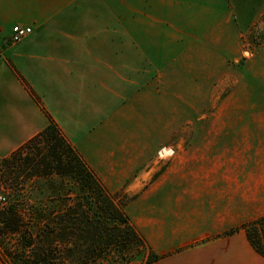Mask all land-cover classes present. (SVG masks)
<instances>
[{
    "label": "crops",
    "instance_id": "obj_1",
    "mask_svg": "<svg viewBox=\"0 0 264 264\" xmlns=\"http://www.w3.org/2000/svg\"><path fill=\"white\" fill-rule=\"evenodd\" d=\"M263 11L0 0V160L54 120L111 192L135 194L126 212L162 256L151 264H264L241 229L264 216V46L245 56ZM16 25L33 32L12 44ZM164 148L175 155L147 179Z\"/></svg>",
    "mask_w": 264,
    "mask_h": 264
},
{
    "label": "trees",
    "instance_id": "obj_2",
    "mask_svg": "<svg viewBox=\"0 0 264 264\" xmlns=\"http://www.w3.org/2000/svg\"><path fill=\"white\" fill-rule=\"evenodd\" d=\"M0 163L6 171L0 183L14 198L0 204L5 264H129L139 255L151 264L162 258L54 120ZM33 192L44 199L33 202ZM241 229L264 256V216Z\"/></svg>",
    "mask_w": 264,
    "mask_h": 264
},
{
    "label": "rangeland",
    "instance_id": "obj_3",
    "mask_svg": "<svg viewBox=\"0 0 264 264\" xmlns=\"http://www.w3.org/2000/svg\"><path fill=\"white\" fill-rule=\"evenodd\" d=\"M247 42H248V49H247V53L245 54L246 57H248L251 52L253 51L254 48H258V46H264V11L262 13V15L260 16V18L258 19V21L256 22L255 25L249 27L248 31H247ZM175 155V153H174ZM173 155V156H174ZM158 158L160 160V163L158 164L157 167H159L158 170H154L153 172H151L149 175H147V179H153L155 178L159 173H161L162 171L165 170L167 163H168V159L169 157L163 158L162 156H160V154L158 153ZM171 158V156H170ZM5 169L2 168L1 163H0V179L1 177H4V173H5ZM44 184V183H43ZM113 194H115L118 198V200L125 204V211H126V206L127 204L135 197V194L129 192L127 190V186L126 187H122L119 190H116L114 192H112ZM0 195H3L7 198V202L13 200L14 198L11 197V194L9 192H7V189L3 188V185L0 183ZM28 196V194H27ZM44 194H41L40 192H33V196H29L31 199H33V202H40V200L42 201V199H44ZM12 198V199H11ZM146 255H139L137 257V260L142 261L143 263L146 262Z\"/></svg>",
    "mask_w": 264,
    "mask_h": 264
},
{
    "label": "built area",
    "instance_id": "obj_4",
    "mask_svg": "<svg viewBox=\"0 0 264 264\" xmlns=\"http://www.w3.org/2000/svg\"><path fill=\"white\" fill-rule=\"evenodd\" d=\"M33 32V29L32 27L30 26H21V25H16L13 27V32H12V36H11V40L10 42L13 44V43H18L20 42L21 40H23L25 37H27L28 35H30L31 33ZM164 149H162L159 154L160 156H162L163 158H166V157H170V156H173L174 153H175V150L174 149H168V153H165L164 154ZM7 202V198L3 195H0V204H4Z\"/></svg>",
    "mask_w": 264,
    "mask_h": 264
},
{
    "label": "bare ground",
    "instance_id": "obj_5",
    "mask_svg": "<svg viewBox=\"0 0 264 264\" xmlns=\"http://www.w3.org/2000/svg\"><path fill=\"white\" fill-rule=\"evenodd\" d=\"M163 152H164V154H165V153H168L167 149H165Z\"/></svg>",
    "mask_w": 264,
    "mask_h": 264
}]
</instances>
